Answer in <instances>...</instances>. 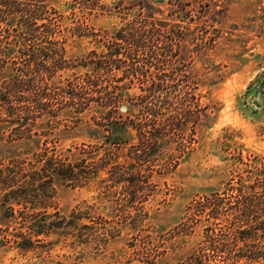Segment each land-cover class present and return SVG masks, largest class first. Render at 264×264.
Instances as JSON below:
<instances>
[{
    "label": "trees",
    "instance_id": "obj_1",
    "mask_svg": "<svg viewBox=\"0 0 264 264\" xmlns=\"http://www.w3.org/2000/svg\"><path fill=\"white\" fill-rule=\"evenodd\" d=\"M61 1L0 0V143L6 131L10 142L30 141L41 134H51L40 130L57 127L61 111L71 108L79 115L93 102L109 108L105 114L115 117L106 123L113 134L108 137L112 146L130 142L123 138L122 132L136 130L138 141L130 143L128 162L123 163L117 161L112 150L92 160L86 146L79 150L77 158L59 152L54 144L50 149L48 143L56 140L49 139L47 134L45 140H38L45 147L36 151L33 159L22 155L0 157V247H13L26 253L41 248L49 251L55 244L50 237L60 229L61 235L73 245L93 241L100 245L108 242L107 235H115L103 225L106 221L94 220L95 205L85 202L69 216L59 210L51 211V208L57 209V179L68 186H87L100 178L109 165L117 170L115 177L101 178V181L112 180L113 185H124L130 191L125 198L115 196L114 210L127 204L137 210L122 215L118 223H130L134 228L142 224L149 215L139 204L148 200V195L142 194L151 183L154 171L151 163L160 159L157 154L165 139L177 134L181 127L189 122L197 124L202 115L205 118L202 126L210 124L214 108L203 107L200 99L205 96L206 88L217 82L216 77L222 75L209 74L217 69L208 56L215 48L221 29L215 27V35L205 39L183 26L185 22L197 23L207 12L216 14L213 6L218 5L217 0H207V3L205 0H115L113 5L102 0H65L66 9L80 20L92 15H118L121 25L105 32L106 41L77 64L87 70L86 76L65 86L58 84L54 78L69 65L65 59L66 46L60 40H53L65 38L67 32L91 36L76 26L68 29L61 23L64 10L55 5ZM165 3L166 10L162 7ZM203 4L207 11L202 10ZM213 21L216 20L213 18ZM100 32L94 31L92 35ZM39 40L48 45L39 44ZM199 56L213 65L209 72L199 73L193 68ZM135 79L147 86H139L142 92L131 94L129 90L135 86ZM122 101L139 110L135 117L124 118L118 113ZM78 119L81 118L76 122ZM168 166L169 163L163 165L165 169ZM143 167L152 174L135 177V169L140 171ZM251 171L255 174L253 182L232 185L237 193L232 204L218 194L206 195L203 196L206 202L199 210L206 213L209 209L208 218L218 219L232 208V224L236 226L233 242L227 244L221 240L210 225L205 240L179 264H205L216 253L223 257L222 252L232 259L231 264L242 261L243 264H264V163L256 164ZM11 222L18 224L16 231H10ZM112 230L119 231L116 227Z\"/></svg>",
    "mask_w": 264,
    "mask_h": 264
},
{
    "label": "rangeland",
    "instance_id": "obj_2",
    "mask_svg": "<svg viewBox=\"0 0 264 264\" xmlns=\"http://www.w3.org/2000/svg\"><path fill=\"white\" fill-rule=\"evenodd\" d=\"M102 1L107 5L115 2ZM217 1L218 5L213 6L214 11L217 10L216 14L207 12L197 23H183L184 27H190L205 39L215 35V27L221 29L215 48L208 55L217 70L210 71L213 65L210 66L202 56L197 57L193 64L199 73L205 70L210 71V75L217 72L223 75V79L222 75L216 77L217 82L208 86L204 91L205 96L200 99L203 107L210 105L214 108L213 117L208 126H202L205 123L202 115L197 124L189 122L183 129L179 127L177 134H171L165 139L163 149L157 154L160 159L151 163L154 166L151 183L142 194H147L148 200L139 204L148 213V218L136 228L130 223H118L122 215L137 210L130 204L114 210L115 196L125 198L130 191L124 185H113L112 180L101 181V178L115 177L117 170L111 169V165L101 172L100 178L94 179L87 186H68L57 179V209L51 208L52 212L59 210L61 214L69 216L78 205H95L94 220L97 223L106 221L103 225L115 235H107L108 242L100 245L96 241L88 244L77 242L73 245L71 240L61 235L60 229L50 237L55 244L49 247V251L41 248L26 253L13 247H0V264H179L193 248L205 240L210 225L221 240L227 244L233 242L236 226L232 224V208L218 219L208 218L209 209H206V213H200L199 210L206 202L203 197L206 195L218 194L232 204V200L237 198L232 185L253 182L255 174L251 170L256 164L262 166L264 163V0ZM64 2L55 4L64 10L61 12L65 14L60 19L61 23L68 29L76 26L91 36L80 37L67 32L65 38L57 37L53 40H60L66 46L65 59L69 67L58 72L54 78L63 86L86 76L87 70L77 64L106 41L105 32L121 25L118 15H92L80 20L78 16H72ZM167 5L163 4V9L166 10ZM203 5L202 10L207 11ZM225 14L227 16L224 17ZM100 30V34L92 35V32ZM38 42L48 45L42 40ZM133 84L135 86L129 90L131 94L142 92L139 86H147L138 79ZM251 97L253 101H250ZM133 98L136 99V96ZM256 101L260 102V107L256 106ZM96 105L93 102L91 107L79 115L71 108H65L57 118L60 121L57 127H43L40 130L51 134H41L35 140L10 142L9 132L6 131L0 143V157L22 155L33 159L34 153L45 147L38 140H45L47 134L49 139L56 140V143H48L50 149L55 145L59 152L63 151L74 158L86 146L91 151L89 156L92 160L112 150L118 162H128L130 143L138 141L136 130L131 133L122 132L123 138L130 141L128 144L112 146L108 137L113 134L109 125H106L110 122V115L105 114L109 108ZM138 112L125 101L121 102L118 110L124 118L128 115L135 117ZM77 118L81 119L76 122ZM101 122L105 125L100 126L98 123ZM192 138L194 140L190 142ZM182 143L185 146H181ZM69 149L72 151L68 152ZM165 163H169L167 169L163 167ZM141 169H135L136 174L133 175L138 177L141 174H152L146 167ZM109 185L113 186L108 188ZM190 206H193L191 210ZM17 226V223L11 222L10 231H16L14 228ZM115 227L119 229L118 232L112 230ZM222 254L223 257L216 253L205 264H231L232 259L227 258L228 254Z\"/></svg>",
    "mask_w": 264,
    "mask_h": 264
},
{
    "label": "water",
    "instance_id": "obj_3",
    "mask_svg": "<svg viewBox=\"0 0 264 264\" xmlns=\"http://www.w3.org/2000/svg\"><path fill=\"white\" fill-rule=\"evenodd\" d=\"M253 100H254V98H253V97H251V98H250V101H253ZM255 104H256V106H258V107H260V106H261L260 102H257V101H256V102H255Z\"/></svg>",
    "mask_w": 264,
    "mask_h": 264
}]
</instances>
